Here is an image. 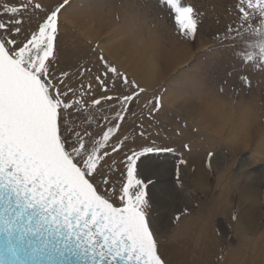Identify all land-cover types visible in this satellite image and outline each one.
Masks as SVG:
<instances>
[{
    "label": "snow or ice",
    "instance_id": "obj_1",
    "mask_svg": "<svg viewBox=\"0 0 264 264\" xmlns=\"http://www.w3.org/2000/svg\"><path fill=\"white\" fill-rule=\"evenodd\" d=\"M69 2L24 0L5 5L11 16L0 20V264H168L150 219L153 181L139 167L143 157L174 151L146 128L164 97L153 93L138 115L148 89L103 54L95 72L60 68ZM160 2L178 34L195 40V6ZM229 14L235 21L216 38L264 72V0H236Z\"/></svg>",
    "mask_w": 264,
    "mask_h": 264
},
{
    "label": "rangeland",
    "instance_id": "obj_2",
    "mask_svg": "<svg viewBox=\"0 0 264 264\" xmlns=\"http://www.w3.org/2000/svg\"><path fill=\"white\" fill-rule=\"evenodd\" d=\"M23 2L0 0V20L11 16L5 5ZM61 2L45 0L49 8ZM183 2L200 13L195 40L178 34L160 0H70L60 16V68L81 64L95 72L103 54L148 89L138 115L153 93L164 97L146 128L174 151L143 157L139 167L153 181L150 219L168 264H264V72L244 66L216 38L235 21L229 13L236 0ZM133 120L128 116L125 128ZM92 130L99 131L95 124ZM199 168L203 187L194 182ZM251 173L262 183L256 229L246 232L238 225L247 207L238 184Z\"/></svg>",
    "mask_w": 264,
    "mask_h": 264
},
{
    "label": "bare ground",
    "instance_id": "obj_3",
    "mask_svg": "<svg viewBox=\"0 0 264 264\" xmlns=\"http://www.w3.org/2000/svg\"><path fill=\"white\" fill-rule=\"evenodd\" d=\"M140 46L142 44H139ZM144 48V47H143ZM150 62V61H148ZM208 108V107H207ZM238 122V121H237ZM246 121L244 120L243 123L238 128H244ZM239 123V122H238ZM237 127V126H236ZM194 182L196 185L204 186L206 183V174L201 170V168L194 173ZM262 179L257 175V173H251L247 175L242 182H239L242 189V197H241V206H246L242 208L243 213L239 222V229H245L247 231H254L256 229V220H257V206L259 205V188L261 186ZM206 187V186H205ZM161 191V190H160ZM162 194V193H161ZM170 194V193H169Z\"/></svg>",
    "mask_w": 264,
    "mask_h": 264
}]
</instances>
